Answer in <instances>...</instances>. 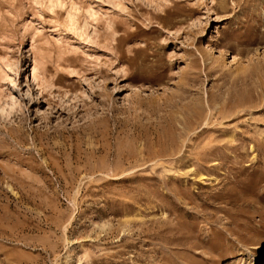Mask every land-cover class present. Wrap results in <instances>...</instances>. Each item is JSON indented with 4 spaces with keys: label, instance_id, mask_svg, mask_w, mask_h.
I'll list each match as a JSON object with an SVG mask.
<instances>
[{
    "label": "rangeland",
    "instance_id": "obj_1",
    "mask_svg": "<svg viewBox=\"0 0 264 264\" xmlns=\"http://www.w3.org/2000/svg\"><path fill=\"white\" fill-rule=\"evenodd\" d=\"M0 264H264V0H0Z\"/></svg>",
    "mask_w": 264,
    "mask_h": 264
}]
</instances>
